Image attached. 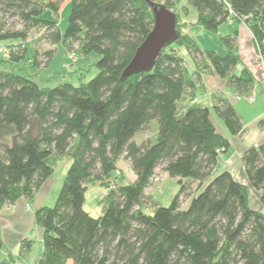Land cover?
I'll return each instance as SVG.
<instances>
[{"label":"trees","instance_id":"obj_1","mask_svg":"<svg viewBox=\"0 0 264 264\" xmlns=\"http://www.w3.org/2000/svg\"><path fill=\"white\" fill-rule=\"evenodd\" d=\"M68 2L62 32L57 18ZM180 2L0 0V43L7 42L0 48V211L21 198L34 201L57 162L71 159L55 203L34 208L43 230L36 264H264V212L250 206L247 186L231 171L213 174L230 148L213 113L234 136L246 130L242 118L224 92L211 104L196 101L204 74L224 79L239 96L252 93L256 78L247 66L238 71L236 36L219 27L232 16L244 22L264 56V0ZM161 6L176 15V38L151 69L124 77ZM190 6L196 24L221 37L225 54L203 49L185 32ZM57 43L75 56L98 53L97 72L86 79L85 71H72L75 81L64 70L56 85L41 83L39 70ZM153 121L155 133L138 140ZM124 159L135 172L126 184L118 181ZM243 163L264 205V142L251 145ZM159 167L179 185L168 205L147 194ZM96 184L107 190L97 216L85 207ZM35 246L26 236L17 256L4 255L0 237V264L27 259Z\"/></svg>","mask_w":264,"mask_h":264},{"label":"rangeland","instance_id":"obj_2","mask_svg":"<svg viewBox=\"0 0 264 264\" xmlns=\"http://www.w3.org/2000/svg\"><path fill=\"white\" fill-rule=\"evenodd\" d=\"M181 1L182 3H186V0H181ZM70 11H71V5L68 2L63 6L60 15L57 18L58 24L62 32H64L67 28ZM197 13H198L197 10L194 7H192L191 13L189 15V20L195 18L197 16ZM46 16L53 17V15L50 12H47ZM188 30L191 33V35H194L200 47H202L203 49H212L217 51L221 55L225 54L226 52L225 45L221 40V37L217 33L210 31L201 25H192L190 28H188ZM219 31L222 35L230 33L236 36L239 53L244 54V56H246L247 54H251V57L255 61V64L258 66L257 70L255 68V70L258 73L257 74L258 78L260 80L261 79L263 80L264 79L262 72L263 61L260 59L261 55L253 45L252 36L245 27V25L236 20L230 22V19H228L226 22L220 25ZM36 37H37V33L33 32L31 37L28 39L27 43H29L30 46L33 47ZM6 44L7 42H1L0 48L2 49L5 48ZM42 46L43 48H49L52 45L48 43H42ZM55 48H56V52L50 64L47 67H44L43 69L39 70L40 74L37 78L41 83L50 86L56 85L57 83L61 82L64 79L62 75V72L64 70L65 73L63 74L67 75L65 77L68 79L71 77L74 78V80L76 79L75 78L76 73L71 74L70 72L72 71L75 70L85 71L86 79H90L97 72V67L94 64L100 59V55L98 53L91 52L85 55L77 53L75 56L74 54L67 53L62 43H57L55 45ZM254 54L256 55V58ZM187 58L191 60L189 55L187 56ZM21 66H23L26 69L25 70L26 72H31V73L35 72L34 66L31 65L29 66V64L27 63H24ZM237 103L238 102H234L235 105H237ZM246 104H248V99L247 97H243V100L241 101V105H246ZM213 118L218 128L222 127L225 128L226 130V127L223 124L222 120H220L214 113H213ZM153 126L154 127H150V129L138 134L137 135L138 140L152 136L155 133V127L157 126V121H153ZM70 164H71V159L68 157L57 162L54 173L44 183L40 191L37 193L35 200L32 202L28 201L29 204L26 205V209L30 210L31 207L33 206L37 207L42 204L53 205L55 203L57 195L63 184V181L65 179ZM120 166L121 167L119 170L118 181L120 183H125V184L134 181L135 172L132 170L131 166L129 165V162L124 159L120 162ZM178 190H179V185L176 179L171 178L167 173H165L159 167L156 170V174L151 182V185L147 189V194H151L153 195V197L155 196L156 199L159 200L160 203H162L163 205H168L172 201L173 197L175 196ZM106 192L107 190L101 187L99 184L89 186L86 192L85 206L93 215L97 216L101 213L98 201L104 198ZM16 207H9L4 210L9 214V212H13L14 210H16ZM0 235H1V231H0Z\"/></svg>","mask_w":264,"mask_h":264},{"label":"crops","instance_id":"obj_3","mask_svg":"<svg viewBox=\"0 0 264 264\" xmlns=\"http://www.w3.org/2000/svg\"><path fill=\"white\" fill-rule=\"evenodd\" d=\"M186 4H188V0H186V3H182L181 1L179 7H182V5ZM191 8L192 7L190 6L189 15L191 13ZM189 15L183 16L182 21L186 23V27L184 28L185 32L191 34L188 28H190L192 25H198L196 24L198 13L197 16L192 20H189ZM235 20L236 19L232 16L230 22ZM240 23H243L250 32L253 39V45L258 51L250 28L244 22ZM240 56L242 62L238 66V71H240L243 66H247L255 75L256 84L251 94L255 95L256 99L251 101L247 98L248 104L241 105L243 97L247 96L237 95L235 89L227 87L226 81L224 79L215 75L204 74L202 76V85L199 86L196 93V101L211 104L213 102L214 94L218 92H224L229 98H231L233 102H238L235 106L242 118L246 130L244 134L234 136L227 128L226 130L222 127L219 128L221 132L230 139V148L227 152L219 156L218 163L213 174H218L224 170L231 171L238 181L247 186L250 206L256 210H261L264 212V205L261 199L262 192L256 189L250 182L243 163L244 152L251 145H257L264 142V79L260 80L258 78V73L256 71L258 66L255 64L251 54L244 56V54L240 53ZM260 59L264 62V56H261ZM190 61L192 64L191 66L194 67L192 60ZM154 198L156 199L155 196ZM27 204H29L28 201L24 198H21L13 206H6L2 209V211H0V237H2L4 240V255H7L9 252H11L12 254L14 253V256H17L19 253L20 242L24 237L30 236L36 239V246L30 256L27 259H18L14 264H36L39 252L41 250L43 230L37 226L34 221L35 207L33 206L30 210H28L26 209ZM9 207H16V210L9 212L8 214L4 209Z\"/></svg>","mask_w":264,"mask_h":264},{"label":"water","instance_id":"obj_4","mask_svg":"<svg viewBox=\"0 0 264 264\" xmlns=\"http://www.w3.org/2000/svg\"><path fill=\"white\" fill-rule=\"evenodd\" d=\"M177 36L176 15L165 6L155 12L152 31L138 47L134 57L123 72L124 77L152 68L163 47Z\"/></svg>","mask_w":264,"mask_h":264},{"label":"built area","instance_id":"obj_5","mask_svg":"<svg viewBox=\"0 0 264 264\" xmlns=\"http://www.w3.org/2000/svg\"><path fill=\"white\" fill-rule=\"evenodd\" d=\"M264 76V74H263ZM247 98L250 99L251 101H254L256 99V96L253 94L247 95Z\"/></svg>","mask_w":264,"mask_h":264}]
</instances>
